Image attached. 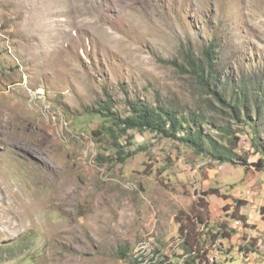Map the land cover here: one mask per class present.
<instances>
[{"label":"rangeland","instance_id":"1","mask_svg":"<svg viewBox=\"0 0 264 264\" xmlns=\"http://www.w3.org/2000/svg\"><path fill=\"white\" fill-rule=\"evenodd\" d=\"M204 49L219 84L247 82L262 93L264 0H0V264H183L187 231L178 227L171 245L159 247L172 232L161 219L182 211L180 199L195 210L212 187V201L251 199L264 219V170L220 168L151 131L120 140L93 134L99 112L124 118L137 101L225 123L228 114L184 61ZM237 128L245 130L238 153L256 161L250 126ZM117 142L131 155L123 162ZM99 153L108 158L98 161ZM234 211L203 220L215 236L231 232L240 220ZM254 230L264 246V232ZM248 239L262 259L264 248ZM212 241L201 246L206 258Z\"/></svg>","mask_w":264,"mask_h":264},{"label":"trees","instance_id":"2","mask_svg":"<svg viewBox=\"0 0 264 264\" xmlns=\"http://www.w3.org/2000/svg\"><path fill=\"white\" fill-rule=\"evenodd\" d=\"M186 64L190 67L192 75L201 84L203 90L212 95L213 99L219 104L217 111L220 113H227V120L225 123H216L209 121L205 114L196 115L195 113H188L184 115L180 109L171 104H156L151 105L145 101H137L130 103V113L124 118L114 115L113 112L100 113L103 116L102 127L93 134L103 132L105 134L113 135L117 140L127 134L129 130H138L140 132L151 131L162 137H168L191 147L197 154L204 153L206 157L211 160H219L223 163H239L243 166H252L257 171L264 170V88H260L259 92L253 89L247 82H243L241 86L235 87L227 80L225 83H218V77L214 75L217 69L214 70L212 56L208 49L201 50L199 55H189L185 57ZM207 100V99H206ZM211 100V99H210ZM209 101V100H208ZM211 104V103H210ZM208 103V106H210ZM213 106V104H211ZM223 115V114H222ZM225 115H223V119ZM205 125L215 127L217 132H222L223 135L217 136L223 138L219 141L211 131L204 129ZM250 126L248 134L252 141L253 150L259 155L256 161H248V157L240 155L237 151L240 142L239 133L245 132L244 128H237V126ZM119 131L118 135L115 133ZM133 139V136H131ZM122 144V145H121ZM116 143L118 147L116 160L120 162L125 161L130 154H125L124 144ZM98 161L106 160L108 157L101 153L97 156ZM219 190L211 188L205 194H218ZM199 200L202 198H198ZM197 200L198 207L207 209V203L204 205ZM237 202L236 210L232 213L234 218L243 220L247 223V217L239 213L241 207L246 204L244 199H233ZM228 205L225 206V209ZM201 210V209H200ZM204 210V209H203ZM228 210V209H227ZM195 212L181 211L176 220L181 221L182 232L187 231V237L182 245V250L185 255L189 254L186 259H183V264H201L208 259L205 253H200L203 243L212 241L215 237L213 229L207 226L202 218V223H205L204 229L197 231L191 221L192 213ZM205 215V211L203 213ZM190 227V228H189ZM227 231L224 232L226 234ZM227 233L226 236H228ZM126 248L120 249V255L126 257ZM175 255L180 256L175 251ZM206 258V259H205ZM176 263L179 259H175ZM175 263V264H176ZM205 263V262H204ZM203 263V264H204ZM150 264H160V262H152Z\"/></svg>","mask_w":264,"mask_h":264},{"label":"crops","instance_id":"3","mask_svg":"<svg viewBox=\"0 0 264 264\" xmlns=\"http://www.w3.org/2000/svg\"><path fill=\"white\" fill-rule=\"evenodd\" d=\"M195 187H196V185H195ZM212 188H215V187H212ZM216 195L217 194H208V196H207V194H205V191H204V193L202 195L203 198L200 200L197 199V200L201 201L202 204L204 205V202H205L204 198H206V196H207L208 197L207 202H210V204L207 203V209H205L204 207H198L199 205L197 206L198 203L196 200L195 210L198 209L199 212L192 213L193 215L191 216V221H190L194 225L196 231H197L199 224L202 223V220L200 218H202L204 211H205V214L210 218V220L213 221L216 215H219V216L223 215L224 216V213L227 209L236 210L237 206H234V200H232V202L230 203L231 197L221 196V197H218L219 200L215 199L216 201H212L211 197L212 196L217 197ZM235 195H237V192H235L234 194L232 193V197ZM241 199H244V198H241ZM250 200L251 199H249L247 201V204L243 205L239 211V213L244 214L247 217L248 226L246 223L244 224V222L242 223L241 220H238L237 224H235L236 227L231 228V230H232L231 232H227V233H229V235L226 236L227 233L224 234V236H225L223 239L224 245L222 244L223 248L221 249V253H220L219 258L217 259V263L220 259L219 264H228L230 262H235V264H264L263 263L264 257H262V259H260L259 255L257 257H254V256H256V254H255L256 252L251 249L253 247L254 243L252 245L245 244V242H247V243L249 242L248 238L252 237L253 241L255 243H257L258 248L259 247L264 248L262 243L256 241V239H254V236L252 235L253 232H255L254 229H259L260 231L264 232V219H262V217H259V216L256 217L255 216V215H257V213L254 212L255 209L253 208V206H251ZM178 202L181 205L180 208H182V211L195 212V210H193L194 207L192 206L193 203L191 200L180 199V200H178ZM213 204L215 205V207L220 205L221 206L220 208H223L222 212H219V213L215 212L214 213L212 211V208H211V206ZM227 205H230V206H228V208L225 209V206H227ZM249 206L251 208H248ZM254 207H256V206H254ZM200 209H204V210L201 211ZM252 211H253V213L249 214ZM261 216H264V214H262ZM169 217L170 216L168 214L163 215V217L161 219V226L164 227L165 231L170 229L169 231L172 230V232L169 236H166L164 242L162 243L163 246L161 243H158L156 241L159 247H165L167 244L171 245L170 241H171L173 235L176 234L178 227H180L182 224L181 221L178 222L176 220V218H175L176 216L173 215L172 217H170V218ZM194 217H195V219L193 220ZM237 217H239V216H237ZM213 224H215V222H213ZM229 224L232 225L231 222ZM253 226H255V227H253ZM155 229H156V227H155ZM230 233L231 234L236 233V234L234 236H232ZM237 238H238V240H237ZM230 244H232V247ZM225 259H229V260L226 261Z\"/></svg>","mask_w":264,"mask_h":264},{"label":"bare ground","instance_id":"4","mask_svg":"<svg viewBox=\"0 0 264 264\" xmlns=\"http://www.w3.org/2000/svg\"><path fill=\"white\" fill-rule=\"evenodd\" d=\"M223 233H224V231L221 232V233L216 234V236L214 237V239H213V241L211 243V246L209 247V250H208V256H207L208 259L206 261L204 260V262H205L204 264H212V263H215L216 259L218 258L219 253L221 252V249H219V248L222 247V244H223V237H222V234ZM186 237H187V235H186ZM137 259H139V258H137ZM139 261H140L141 264H143L142 259L141 260L139 259Z\"/></svg>","mask_w":264,"mask_h":264},{"label":"clouds","instance_id":"5","mask_svg":"<svg viewBox=\"0 0 264 264\" xmlns=\"http://www.w3.org/2000/svg\"><path fill=\"white\" fill-rule=\"evenodd\" d=\"M217 162H218V164H220V166H221V167H220V166H219V167H220V168H223V167H222V166H223V164H222V163H221L219 160H217ZM195 185H196V184H195ZM175 218H176V217H175ZM131 258H132V257H131ZM133 260H134V264H136V261H135V259H133ZM225 260L227 261V260H229V259H225ZM219 262H220V259H219V261H218V263H217V264H219Z\"/></svg>","mask_w":264,"mask_h":264},{"label":"built area","instance_id":"6","mask_svg":"<svg viewBox=\"0 0 264 264\" xmlns=\"http://www.w3.org/2000/svg\"><path fill=\"white\" fill-rule=\"evenodd\" d=\"M162 259H169V253L165 254Z\"/></svg>","mask_w":264,"mask_h":264}]
</instances>
